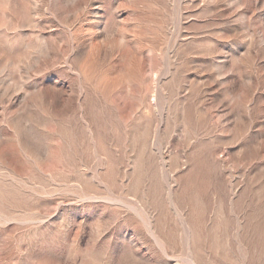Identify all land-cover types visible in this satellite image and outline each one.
<instances>
[{"label": "rangeland", "instance_id": "obj_1", "mask_svg": "<svg viewBox=\"0 0 264 264\" xmlns=\"http://www.w3.org/2000/svg\"><path fill=\"white\" fill-rule=\"evenodd\" d=\"M0 264H264V0H0Z\"/></svg>", "mask_w": 264, "mask_h": 264}, {"label": "bare ground", "instance_id": "obj_2", "mask_svg": "<svg viewBox=\"0 0 264 264\" xmlns=\"http://www.w3.org/2000/svg\"><path fill=\"white\" fill-rule=\"evenodd\" d=\"M188 238H189V237H188ZM173 244H174V243H173ZM173 244H172V245H173ZM172 248H173V247H172ZM170 253H171V252H170ZM189 263H190V262H189Z\"/></svg>", "mask_w": 264, "mask_h": 264}]
</instances>
